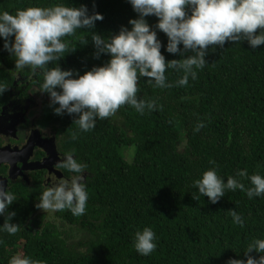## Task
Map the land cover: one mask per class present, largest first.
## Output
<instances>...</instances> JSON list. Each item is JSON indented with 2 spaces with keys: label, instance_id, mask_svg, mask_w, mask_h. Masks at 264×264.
Instances as JSON below:
<instances>
[{
  "label": "trees",
  "instance_id": "16d2710c",
  "mask_svg": "<svg viewBox=\"0 0 264 264\" xmlns=\"http://www.w3.org/2000/svg\"><path fill=\"white\" fill-rule=\"evenodd\" d=\"M58 2L85 4L90 12L102 13L104 19L92 31L106 39L137 16L128 0H0V11ZM146 19L150 25L157 21L155 16ZM157 34L166 45V35ZM64 39L69 50H76L48 67L59 63L82 74L109 59L106 54L93 57L89 30L78 29ZM161 51L166 60L181 58ZM14 60L0 39V84L12 82L6 68H15ZM206 61L186 86H176L183 72L173 69L165 72L173 85L169 88L140 78L138 97L157 104L143 115L125 104L115 116L97 119L88 132L71 117L58 116L62 150L73 151L87 165L85 214L77 217L64 210L57 212L55 222L40 216L32 220L35 228L24 225L32 211L26 210L27 218L13 217L19 231L0 232V263L8 264L17 253L41 264H226L229 258H245L247 244L264 238V195L250 199L240 189L226 190L212 204L206 196L192 198L198 195L193 182L213 167L225 182L234 176L246 188L250 181L237 177V171L264 176V45L252 49L242 41L223 49L210 46ZM38 75L43 82L42 73ZM201 122L204 127L195 131ZM232 210L242 217L243 227L233 221ZM144 227L152 228L157 238L148 256L133 246L135 232Z\"/></svg>",
  "mask_w": 264,
  "mask_h": 264
},
{
  "label": "clouds",
  "instance_id": "9594fccd",
  "mask_svg": "<svg viewBox=\"0 0 264 264\" xmlns=\"http://www.w3.org/2000/svg\"><path fill=\"white\" fill-rule=\"evenodd\" d=\"M128 2L137 16L129 18L127 25H122L107 39L92 31L96 22L104 19L103 14L95 10L90 12L85 4L77 7L58 2L50 6H27L15 12L0 11V39L3 40V50L15 57V68L23 71L30 67L34 75L42 73L41 93L48 94L54 113L71 117L83 132L94 129L97 119L115 116L125 104L141 115L145 110H155L157 104L154 100L145 101L137 95L140 78H148L147 81L154 82L156 87L169 88L173 85L167 82L165 72L173 69L183 72L176 86H186L189 77L196 79V69H203L206 65L210 46L223 49L226 43L242 41L252 49L264 45V0ZM149 16L157 18L155 25L148 23L146 17ZM78 29L90 31L94 58L106 54L109 59L82 74L78 69H64L59 63L48 67L62 60L65 53L76 50H69V41L64 37L74 35ZM158 31L166 35V45L158 38ZM162 48L181 58L166 60ZM189 52L193 54L185 55ZM8 90L7 86L0 84V96ZM202 127L204 124L198 123L195 131ZM56 168L67 170L71 175H48L34 207L50 216L64 210H69L73 216L84 215L88 201L87 165L78 162L73 151H69L62 154ZM236 176L247 177L251 186L246 188L234 176L227 177L225 182L214 167L206 169L193 182L198 195H192V198L198 200L200 196H206L216 204L225 196L226 190L237 189L245 191L250 199L264 195V176L259 173L249 176L246 170L237 171ZM16 200L17 196L0 181V216L4 217L0 232L15 235L19 231V225L12 222L16 212L10 210ZM230 215L243 227L244 221L235 210ZM156 239L152 228L144 227L135 232L133 246L138 254L148 256L156 249ZM243 252L245 258H229L226 264H264V238H253ZM8 264L41 262L17 253L9 258Z\"/></svg>",
  "mask_w": 264,
  "mask_h": 264
},
{
  "label": "flooded vegetation",
  "instance_id": "af4514ba",
  "mask_svg": "<svg viewBox=\"0 0 264 264\" xmlns=\"http://www.w3.org/2000/svg\"><path fill=\"white\" fill-rule=\"evenodd\" d=\"M6 70V77L12 82L4 84L9 90L0 96V181L17 196L10 206L11 211L18 207L16 216L27 218L26 210L32 211L24 225L33 227L32 220L40 216L55 222L34 204L48 175L70 176L66 170L56 168L65 153L60 145L63 133L58 115L50 106L48 94L41 93L38 73L34 75L30 67L23 71L11 67Z\"/></svg>",
  "mask_w": 264,
  "mask_h": 264
},
{
  "label": "rangeland",
  "instance_id": "374dc122",
  "mask_svg": "<svg viewBox=\"0 0 264 264\" xmlns=\"http://www.w3.org/2000/svg\"><path fill=\"white\" fill-rule=\"evenodd\" d=\"M127 157H128L129 159H131V156H130V155H128ZM47 214H48V213H47ZM48 217H49L48 219L51 220V221H57V218H56V216H55V213L52 214L51 216H50V214H48ZM53 217H54V218H53ZM66 227H69V225L66 224V225L64 226V228H66Z\"/></svg>",
  "mask_w": 264,
  "mask_h": 264
}]
</instances>
